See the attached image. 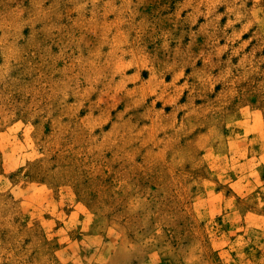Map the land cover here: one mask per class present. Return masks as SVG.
<instances>
[{"label":"rangeland","instance_id":"374dc122","mask_svg":"<svg viewBox=\"0 0 264 264\" xmlns=\"http://www.w3.org/2000/svg\"><path fill=\"white\" fill-rule=\"evenodd\" d=\"M0 264H264V0H0Z\"/></svg>","mask_w":264,"mask_h":264}]
</instances>
